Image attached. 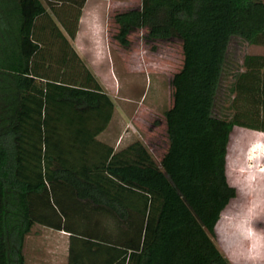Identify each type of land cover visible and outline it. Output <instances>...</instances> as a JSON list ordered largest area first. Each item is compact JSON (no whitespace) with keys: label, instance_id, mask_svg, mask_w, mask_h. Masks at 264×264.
I'll return each mask as SVG.
<instances>
[{"label":"trees","instance_id":"16d2710c","mask_svg":"<svg viewBox=\"0 0 264 264\" xmlns=\"http://www.w3.org/2000/svg\"><path fill=\"white\" fill-rule=\"evenodd\" d=\"M86 0H0V264H25L35 225L69 235L67 264H229L213 240L235 198V127L264 133V55H245L214 114L232 38L264 46V0H141L114 39L179 38L159 164L139 141L99 140L110 97L70 44ZM61 2V3H60ZM60 26H59V25Z\"/></svg>","mask_w":264,"mask_h":264},{"label":"rangeland","instance_id":"374dc122","mask_svg":"<svg viewBox=\"0 0 264 264\" xmlns=\"http://www.w3.org/2000/svg\"><path fill=\"white\" fill-rule=\"evenodd\" d=\"M111 5L110 10L99 12L100 25L82 27L75 44L114 105L111 122L99 140L115 150L139 141L159 164L169 144L164 111L173 104L171 81L183 64L182 42L176 37L150 39L143 28L129 34L128 47L120 46L114 39L117 25L113 17L140 8L141 0H119ZM245 55H264V46L232 38L214 109L217 117L229 113L226 89ZM226 176L236 196L221 213L213 240L229 264H264V133L233 128ZM34 229L38 232L32 233L26 244L29 264L38 249L43 264H64L60 235L37 226Z\"/></svg>","mask_w":264,"mask_h":264},{"label":"crops","instance_id":"0c3cea01","mask_svg":"<svg viewBox=\"0 0 264 264\" xmlns=\"http://www.w3.org/2000/svg\"><path fill=\"white\" fill-rule=\"evenodd\" d=\"M119 0H86L85 4L83 6L82 9V14L80 16L79 19V25H78V31L76 34L75 39L70 40V44L72 45V47L75 49V51L77 52L78 56L83 60V57L81 56L80 51H78L75 48V44L77 43V41L79 40V37L81 35V29L82 27H93L95 25H100L99 20L101 15L99 14L100 11H103L105 8H107V10H110V8L112 7V3L113 2H117ZM61 3V2H60ZM59 25V24H58ZM60 26V25H59ZM37 227H41L43 229L49 230L51 232L56 233L57 235H60V241L63 243V260H64V264H67V255H68V243H69V235L66 232L63 231H55L40 225H35L30 233L26 236L25 238V244H24V249H23V254H24V258H25V264H29L28 261V257H27V250H26V244L28 241V238L31 236L32 233L34 232H38L37 229H34ZM58 235V236H59ZM41 250H35V255H33L34 257H32L31 259V264H43L42 260V256L43 253L40 252ZM47 252H54L52 249H48ZM62 252V251H61ZM53 253V254H54ZM50 258H56L55 255H49Z\"/></svg>","mask_w":264,"mask_h":264}]
</instances>
